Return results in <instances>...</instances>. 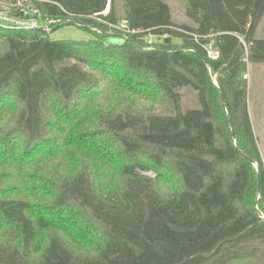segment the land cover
I'll return each mask as SVG.
<instances>
[{
    "label": "trees",
    "instance_id": "1",
    "mask_svg": "<svg viewBox=\"0 0 264 264\" xmlns=\"http://www.w3.org/2000/svg\"><path fill=\"white\" fill-rule=\"evenodd\" d=\"M121 1L123 29L112 0L32 2L50 31L0 26V264H264L242 78L264 64V0H180L191 26ZM64 24L93 37L49 39Z\"/></svg>",
    "mask_w": 264,
    "mask_h": 264
},
{
    "label": "rangeland",
    "instance_id": "2",
    "mask_svg": "<svg viewBox=\"0 0 264 264\" xmlns=\"http://www.w3.org/2000/svg\"><path fill=\"white\" fill-rule=\"evenodd\" d=\"M32 2L36 3L37 1H24L23 3L18 4L15 7V10L24 9L25 12L28 11L31 13L32 8L35 7ZM165 2L169 6L173 22L176 24H184L189 26L192 25V22L185 15V6L183 5L184 3H182L180 0H165ZM111 5L115 11V14L119 18L115 28L123 29L125 22L124 20L120 19L123 17L122 1L112 0V4L108 2L103 14L108 13ZM256 36H264V16L259 23ZM48 37L52 40H87L92 38L93 35L89 30L77 26L76 24H64L54 28L51 32H49ZM146 37L148 38V44L159 42L162 39L150 34ZM171 39L172 41H177L174 38ZM205 49L207 51L210 50V52H216L212 41L205 44ZM242 78L246 80L248 114L252 130L256 138V144L264 165V64L252 65L247 63L246 71L242 75ZM179 92L181 93L180 103L183 109L194 108L197 105V94L193 89L183 87ZM151 107L157 113L161 114L168 111L164 103H156ZM147 174L151 175L150 172Z\"/></svg>",
    "mask_w": 264,
    "mask_h": 264
},
{
    "label": "built area",
    "instance_id": "3",
    "mask_svg": "<svg viewBox=\"0 0 264 264\" xmlns=\"http://www.w3.org/2000/svg\"><path fill=\"white\" fill-rule=\"evenodd\" d=\"M29 1V0H26ZM41 1V0H36ZM24 2V1H23ZM21 1L11 4L0 0V26L4 28H15V29H35L41 28L45 31H50L48 21L43 20L39 14L38 9L32 8V12L24 11V9L16 10L14 15L13 11L18 4L23 3ZM14 8V9H13ZM104 13V11L102 12ZM126 26V25H125ZM124 26V27H125ZM207 54L211 58L217 56V52L207 51Z\"/></svg>",
    "mask_w": 264,
    "mask_h": 264
},
{
    "label": "water",
    "instance_id": "4",
    "mask_svg": "<svg viewBox=\"0 0 264 264\" xmlns=\"http://www.w3.org/2000/svg\"><path fill=\"white\" fill-rule=\"evenodd\" d=\"M110 41L117 42V39L116 38H111Z\"/></svg>",
    "mask_w": 264,
    "mask_h": 264
}]
</instances>
